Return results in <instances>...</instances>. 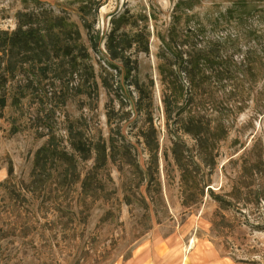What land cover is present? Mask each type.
Masks as SVG:
<instances>
[{"label":"rangeland","instance_id":"374dc122","mask_svg":"<svg viewBox=\"0 0 264 264\" xmlns=\"http://www.w3.org/2000/svg\"><path fill=\"white\" fill-rule=\"evenodd\" d=\"M35 1L79 28L88 59H77L74 67L46 66L0 53V264H264V0H243L254 17L238 26L221 16L238 0H0V32L14 31L17 13L35 8ZM179 1V30L212 26L215 38L236 32L240 52L263 50L260 62L252 59L251 86L238 77V90L231 92L229 84L215 93L218 112L208 113L226 135L217 144L215 168H200L196 178L207 185L204 195L187 207L169 153L173 136L165 129L157 73V34L171 24ZM82 5L90 11L87 25L97 50L89 48L79 19ZM122 13L149 33L148 53L132 58L143 89L153 83L150 106L105 50L110 21ZM150 126L158 170L146 186L142 136ZM70 129L92 142L122 140L140 172L108 163L99 176L103 197L96 199L84 198L78 186L63 190L55 183L49 192H27L36 150L48 137L70 150ZM183 141L192 147L189 137ZM257 161L258 168L248 170ZM78 166L85 173L91 161Z\"/></svg>","mask_w":264,"mask_h":264},{"label":"trees","instance_id":"16d2710c","mask_svg":"<svg viewBox=\"0 0 264 264\" xmlns=\"http://www.w3.org/2000/svg\"><path fill=\"white\" fill-rule=\"evenodd\" d=\"M35 2V8L17 13L14 31L0 32V53L22 63H46V66L59 62L57 64L61 67L64 63L74 67L77 59H88L79 28L65 18L42 9L41 4ZM182 2L176 3L168 28L163 34H157L160 41L157 73L162 86L165 129L173 136L169 153L180 174L182 205L187 207L204 195L207 185H200L196 178L200 175V168L208 171L215 168L217 144L226 135L225 127L216 125L212 119L213 108L218 112L220 105L215 99V93L220 91L219 87L223 89L229 84L233 87L231 92L238 90L235 85L238 77L251 86L256 80L252 77L255 69L252 59H256L254 64L260 62L263 50L259 49L258 53L248 47L240 52L239 35L236 32L228 35L226 40L215 38L212 36V26L199 25L197 28L179 30L178 14L184 5ZM99 7L98 4L93 13ZM78 14L89 48L97 50L98 41L91 36L87 25L90 11L86 5L79 7ZM221 16L227 23L238 26L251 21L254 13L247 2L238 0ZM142 20L146 19L143 17ZM110 23L105 39L106 53L111 61L121 65L126 78L130 80V86L139 94L138 98L148 99L146 104L150 106V88L153 83L150 82L147 91L143 89L144 84L140 83L137 75V62L132 58V54L148 53L149 33L145 31V27L141 29L136 25V20H132V16L127 13L113 17ZM183 136L193 141L192 147L186 146ZM142 137L149 156L145 172L147 186L154 180V174L158 170V140L152 126ZM67 145L70 150L60 147L53 137H48L36 150L29 181L24 187L27 192H49L55 183L63 190L78 186L84 198L96 199L103 197V182L99 176L108 163L117 164L118 171L128 168L132 173L140 172L128 145L120 139L111 137L92 142L70 129ZM87 161H91V167L82 173L78 164ZM257 168L258 161L249 166L248 170L253 172ZM7 174L8 177L12 176V167L8 168Z\"/></svg>","mask_w":264,"mask_h":264},{"label":"crops","instance_id":"0c3cea01","mask_svg":"<svg viewBox=\"0 0 264 264\" xmlns=\"http://www.w3.org/2000/svg\"><path fill=\"white\" fill-rule=\"evenodd\" d=\"M151 264H167V260L156 259V261L153 260Z\"/></svg>","mask_w":264,"mask_h":264}]
</instances>
